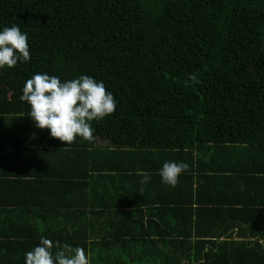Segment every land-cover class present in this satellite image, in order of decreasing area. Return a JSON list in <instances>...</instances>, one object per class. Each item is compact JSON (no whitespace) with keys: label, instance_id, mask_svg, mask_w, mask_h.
Returning <instances> with one entry per match:
<instances>
[{"label":"trees","instance_id":"obj_1","mask_svg":"<svg viewBox=\"0 0 264 264\" xmlns=\"http://www.w3.org/2000/svg\"><path fill=\"white\" fill-rule=\"evenodd\" d=\"M14 24L28 34L31 59L0 69V116L30 117V105L20 97L35 74L47 73L61 82L88 75L103 82L117 102L113 114L91 122L94 139L110 141L113 160L142 155L147 166L138 169L155 172H146L149 179L143 184L145 177L134 175L130 198L135 204H130L136 212L123 214L138 219L109 222L101 230L95 221L73 217L79 206L56 205L50 190L39 188L36 204L0 209L7 214L0 264H25V254L39 245L41 236L53 241L54 255L56 242L84 248L90 264H155L147 252L133 256L120 248L114 254L113 245L127 243L134 224L138 229L132 235H142L145 219L170 247L184 248L183 255L174 251L157 264L184 259L236 264L226 255L217 261L219 251H204L214 242L203 238L200 226L207 215L203 202L216 181L244 179L249 185L264 180V0H0V31ZM193 74L199 83L189 80ZM89 144L80 137L69 145L44 147L42 153L55 155V166L61 167L54 179L48 174L24 179L12 172L16 161L11 160L10 173L16 177L1 179L0 187L9 198L31 183L46 187L63 179L62 168L72 167L75 153ZM5 150L15 158L22 149L12 144ZM165 162L189 166L175 187L162 182ZM171 200L182 206L166 208ZM195 203L202 205L194 208ZM61 213L72 219L67 222L72 232L59 229L62 224L53 215ZM158 235L145 242L159 241ZM253 257L264 264L263 252Z\"/></svg>","mask_w":264,"mask_h":264},{"label":"crops","instance_id":"obj_2","mask_svg":"<svg viewBox=\"0 0 264 264\" xmlns=\"http://www.w3.org/2000/svg\"><path fill=\"white\" fill-rule=\"evenodd\" d=\"M79 138L78 136L76 139ZM61 142L51 136L49 129L36 127L35 121L31 117L0 116V180L7 177H9L8 179L16 177L11 174L12 172H16L27 180H36L40 174H48L54 179L56 172L61 173V167L55 166V155L49 156L47 153H42V150L45 149L44 147L53 149L52 147L59 145ZM12 144L18 145L22 149L21 152L16 153L15 158H11L12 155L5 150ZM86 148V151L82 148L75 153L74 158L71 160L72 167H68V169L62 168V171H64L63 179L51 180V183L46 187L40 183L38 185L31 183L33 187L27 186L25 191L22 189L15 196L12 195L9 198L4 193L5 189L0 187V204H6L0 206V209H11L13 207L12 204L16 203L23 204L28 202L36 204V202L41 200V195L37 194L41 189L52 191L54 197L52 196L51 198L54 199L53 202L56 205L66 206L74 204L79 206L74 208L73 211L75 213V211L79 210L80 213H73V217L77 215L80 218L78 220H81V222L87 219L95 221L100 230L101 226L109 222L117 224L125 219H138L134 214H123L128 211L136 212L135 205H131L135 203H132L130 198L135 188L134 175L146 172L153 173L155 169L150 171H144V168L138 169L139 167L147 166V163L142 161L144 160L142 155L137 158L130 153L123 155L122 161L113 160L114 156L109 153L115 149L107 139L97 137L90 141L89 146ZM11 160L16 161L14 164L15 169L12 172L8 165V163L12 165ZM66 160L69 159L66 158ZM136 160L137 168L135 167ZM124 164L125 167H123ZM72 174L75 176L74 179ZM224 175L227 174L225 173ZM243 180L240 179L239 182L231 180L216 181L213 192L209 193L208 197L210 199L203 202L204 209L207 210L205 215H207L201 221V226H199L205 232V237L203 238L206 241L214 242V244L210 242L205 245L204 251H219L222 253L216 259L219 262L224 261V256L226 255L230 263L260 264L257 263L258 257L255 258L253 255L255 252L264 253V180L251 181L249 185ZM163 195L166 196V193ZM212 200H216L218 204H213ZM48 204H50V201ZM165 204L166 208L169 205L176 210L182 206L181 203L174 200L167 201ZM198 205L202 204L195 203L194 208ZM21 211V209H18L17 214L21 213ZM180 213L182 211H177L176 214L179 215ZM10 215L8 216L10 217ZM60 215H53L56 217L55 220L59 219L62 224L59 229L72 232L70 224L67 223L68 221L71 222L72 219L66 217L63 213ZM224 215L228 216L225 217ZM6 216L7 214L0 213V239H4L7 235L6 232H1ZM21 216L19 220L24 219V216ZM145 220L146 223L142 235L139 237L137 233L134 236L132 235L133 231L135 232L138 229L137 225L134 224L131 229V235L127 238V243L120 240V242L117 241L120 244L119 246L113 245L114 254H117L120 248L124 249V251L128 249L133 256H136L137 252H147L150 254L152 263L155 262V264L159 260L164 261L167 259L168 255H171L174 251L177 255L184 254L183 246L176 244L177 247H170L168 242H164L162 235H158L160 232L154 233L153 229L147 226V219ZM232 222L234 223L232 224ZM63 223L68 226V229L65 228L67 226H63ZM229 223L233 226L230 230L227 229ZM203 227L206 228L204 229ZM165 229L163 228V230ZM224 230L226 233L221 234L225 232ZM156 235H158L159 241L155 243L145 242L156 239ZM141 236L143 238H140ZM192 241H195V237ZM198 246L201 247V245ZM181 264L191 263H189L188 259H184ZM194 264L199 263L195 261Z\"/></svg>","mask_w":264,"mask_h":264},{"label":"clouds","instance_id":"obj_3","mask_svg":"<svg viewBox=\"0 0 264 264\" xmlns=\"http://www.w3.org/2000/svg\"><path fill=\"white\" fill-rule=\"evenodd\" d=\"M30 59L27 33L15 24L0 31V69L14 68L18 62ZM189 80L199 83L195 74L190 75ZM22 93L20 100L30 105L28 115L36 127L49 129L53 138L67 145L78 136L92 141L94 129L91 122L113 114L117 107L114 95L104 83L88 75L61 82L56 76L38 73L26 81ZM188 167L184 162H165L160 171L162 182L175 187ZM142 175L145 179L141 184L149 179L148 173ZM55 247L59 251L54 255L53 241L41 236L39 245L25 254V264H90V257L82 247L73 248L59 242Z\"/></svg>","mask_w":264,"mask_h":264}]
</instances>
